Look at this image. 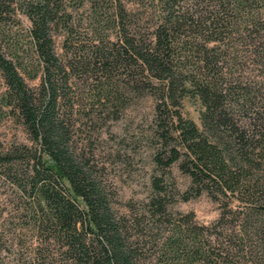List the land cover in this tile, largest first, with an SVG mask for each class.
I'll return each mask as SVG.
<instances>
[{
	"label": "trees",
	"instance_id": "16d2710c",
	"mask_svg": "<svg viewBox=\"0 0 264 264\" xmlns=\"http://www.w3.org/2000/svg\"><path fill=\"white\" fill-rule=\"evenodd\" d=\"M17 1L0 0V34L7 36L4 26L21 8L35 61L16 48L8 56L0 41L7 85L0 116L15 118L33 144L0 139V172L26 199L39 241L35 259L155 264L141 245L152 239V218L159 226L168 215L163 177L143 209L120 213L95 161V141L75 138L76 127L106 124L150 90L162 140L157 164L165 170L180 161L191 177L184 199L207 191L221 206L214 224L185 219L174 227L156 264H264V0H149L151 18L124 0ZM85 4L91 50L74 15ZM40 70L38 87L21 72L36 78ZM72 78L91 93L76 83L71 95ZM187 99L199 102V123L184 116Z\"/></svg>",
	"mask_w": 264,
	"mask_h": 264
},
{
	"label": "rangeland",
	"instance_id": "374dc122",
	"mask_svg": "<svg viewBox=\"0 0 264 264\" xmlns=\"http://www.w3.org/2000/svg\"><path fill=\"white\" fill-rule=\"evenodd\" d=\"M130 1L124 0L129 7H140L142 12H147L146 17L151 18V9L145 11L148 7L147 3L151 0L138 1L139 4H132L135 2ZM144 2L145 7L142 6ZM17 3L20 4L21 0ZM90 12V4H85L77 13L75 11L74 15L81 21L78 28L81 31L79 35L82 43L91 50ZM30 25L24 11L17 7L12 18L4 26L7 36L3 37L0 34V41L8 56H13L10 51H15L16 48L19 49L21 57L35 61L28 34ZM113 34L115 37L114 32ZM8 41L13 43L11 50ZM62 43L63 35L56 34L57 51L61 56H65ZM21 72L31 86L40 85L41 70L36 78H30L24 71ZM76 83L79 87L78 92L91 93L89 88L83 87L84 80L72 78L71 95H75ZM6 89V82L0 72V96ZM183 111L184 116L200 122V104L196 100L187 99ZM158 128L156 99L150 90H145L140 96L131 98L118 113L117 118H110L106 124H98L96 128L83 126V129L77 127L75 129V138L78 140L92 136L95 141V161L99 164L100 174L111 191L113 205L120 213H130V207L143 209L149 199L157 194L156 179L163 177V183L170 194L167 203L168 215L159 226L155 225L152 218V239L148 245H141L145 253L144 257L149 263L153 261L155 264L161 260L159 252L164 238L170 235L172 229L179 223L190 219L192 223L211 225L217 221L221 212L220 202L213 199L207 191L195 194L194 190L188 200L184 199V192L191 185V177L182 170L180 161L165 170L157 164L156 153L162 145V140L157 134ZM170 130L175 136V129L170 127ZM0 139L4 145L33 144L24 126L7 115L0 116ZM178 146L182 149L180 144ZM25 202L26 199L19 189L0 172V264H53L55 258L52 256L35 259L39 241L37 232L27 220V213L23 207Z\"/></svg>",
	"mask_w": 264,
	"mask_h": 264
}]
</instances>
